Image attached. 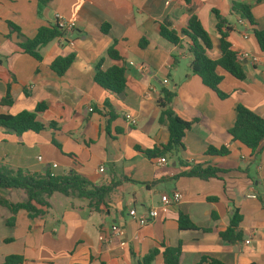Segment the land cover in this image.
Segmentation results:
<instances>
[{
  "label": "crops",
  "instance_id": "obj_1",
  "mask_svg": "<svg viewBox=\"0 0 264 264\" xmlns=\"http://www.w3.org/2000/svg\"><path fill=\"white\" fill-rule=\"evenodd\" d=\"M232 1L50 0L40 10L38 0H0V102L8 90L14 101L10 107L0 105V114L47 105L39 114L45 131L18 136L0 129V164L35 175L76 171L95 186L112 187L106 204L97 207L86 199L55 194L47 216L29 219L20 213L14 228L6 224L12 214L0 206V264L9 256L23 257V264H142L156 248L160 254L151 264H165L162 244H181L179 264H200L203 257L224 264H264V142L253 152L229 134L238 105L264 118V52L254 35L255 29L264 30V0H235L249 6L256 23L249 27L239 24ZM214 10L231 26L232 50L258 59L242 61L245 80L218 68L226 99L192 74L187 38L179 47L159 34L164 21L180 34L196 16L212 40L207 55L218 60ZM59 19L73 21V31L42 48L41 61L25 54L20 47L25 39ZM111 46L119 61L108 56ZM71 54L75 61L64 76L51 70L56 58ZM100 62L103 71L126 69L122 94L95 83ZM164 89L176 94L173 112L193 124L177 155L151 159L144 152L165 145L170 137L167 126L159 123ZM210 147L228 148L229 155H208ZM163 158L166 163L159 165ZM197 165L222 172L207 181L187 175ZM174 192L182 199L164 214L161 197ZM1 194L21 201L15 192ZM131 209L139 216L158 209L159 215L142 227L130 218ZM235 209L242 215V240L230 244L220 233ZM180 213L208 231H180ZM113 226L121 236L111 232Z\"/></svg>",
  "mask_w": 264,
  "mask_h": 264
},
{
  "label": "trees",
  "instance_id": "obj_2",
  "mask_svg": "<svg viewBox=\"0 0 264 264\" xmlns=\"http://www.w3.org/2000/svg\"><path fill=\"white\" fill-rule=\"evenodd\" d=\"M39 9L46 6L50 0H38ZM189 2V0H187ZM260 1V0H258ZM232 12L245 19L250 26H256L254 17L251 14L249 6L232 1ZM216 21V32L219 38V48L221 57L218 60H212L207 55V52L212 50L213 44L210 35L203 28L196 16H192L188 26L179 34L173 28L169 21H164L160 25V36L169 43L183 47L184 38L188 39L187 50L192 55L193 61L191 72L198 76L203 84L214 91L219 98L226 99L228 94L222 92L219 88L223 81V76L219 75L218 68L223 69L238 80H245L242 62L238 60L237 53L232 50L231 44L228 41L231 26L227 19L218 11H213ZM105 33L108 32L104 28ZM64 32L57 24L49 27H41L32 39H25L20 45L25 54L30 55L37 61L42 60L41 49L46 47L54 40L63 37ZM254 35L258 41L260 49L264 52V30L255 29ZM146 41L141 42L144 47ZM108 56L113 60L119 61L120 57L115 49L111 46L108 50ZM75 61V55L71 54L67 57H58L51 63V70L58 76H64ZM101 62L97 64L94 80L101 88L111 91L115 94H122L126 88V69L120 66H114L107 71H103ZM25 95L29 93L25 91ZM176 94L169 90H163L162 99L158 102L161 108V116L159 123L166 125L170 134L169 140L165 145H158L152 150L144 152L148 158L164 157L168 154L177 155L184 148L183 140L186 133L191 129L192 122L185 121L179 118L171 109V104ZM14 103L10 90L0 102L1 106L10 107ZM47 110L45 103H38L34 111H22L17 115L0 114V129H4L9 134L18 136L26 132L40 133L47 129L46 125L39 120V114ZM50 128L56 129V125L51 123ZM231 137L240 142L246 148L257 151L264 142V118L249 110L243 105H238L236 108V120L234 126L230 129ZM61 149V146L56 144ZM208 155L227 156L229 155L228 148L215 149L210 147L207 151ZM222 171L217 168L197 165L187 174L190 177L199 178L201 180H209L216 178ZM12 191L17 193L21 201L13 202L6 199L1 193ZM112 187H98L93 185L85 177L71 171L66 175H52L50 172L44 175H35L23 170L13 171L0 164V206L7 208L12 214L6 222L9 228H14L16 217L20 213H26L29 219L45 217L49 213V199L55 194L64 196H76L80 199H86L94 202L95 206L106 204V200ZM217 198H212L211 201H217ZM242 215L238 209L234 210L230 218L228 228L220 233L223 241L235 244L242 240L240 224ZM178 226L180 231H195L199 229L187 215L180 213L178 217ZM164 248L163 258L165 264H179L182 254L181 244L175 248ZM160 254L158 248L154 249L148 256L143 259L142 264H151ZM24 258L21 256H9L3 264H23ZM224 264L218 259L211 257H203L200 264Z\"/></svg>",
  "mask_w": 264,
  "mask_h": 264
},
{
  "label": "built area",
  "instance_id": "obj_3",
  "mask_svg": "<svg viewBox=\"0 0 264 264\" xmlns=\"http://www.w3.org/2000/svg\"><path fill=\"white\" fill-rule=\"evenodd\" d=\"M56 24L64 32V34L72 32L76 26L73 21H65L62 19H59ZM239 24H243V25L245 24L248 27L250 26L249 23L241 17L239 19ZM243 38L248 39V34L244 33ZM237 58L241 62L244 60H252L255 63L258 62V59L256 57H253L250 53H247V52H240L239 54H237ZM165 83H167V82H165ZM127 119L130 120L131 116L127 115ZM165 163H166V160L164 158L159 161V165H163ZM54 167H56V165H54ZM104 171L105 170L103 167L100 168V173H103ZM181 199H182V195L179 192H174L172 194V196H167V195L162 196L161 197V203H162L161 208H162V211L164 212V214L167 213V211L171 205L180 203ZM158 215H159L158 209H151L148 212L147 216H139L135 209H131L129 211L130 218L132 220L136 221L142 227L145 226L149 220L156 219L158 217ZM111 232L115 235H118V236L122 235L121 229L117 226H113L111 228ZM246 244H249V242L247 241Z\"/></svg>",
  "mask_w": 264,
  "mask_h": 264
}]
</instances>
